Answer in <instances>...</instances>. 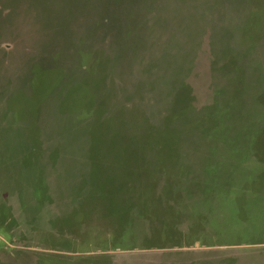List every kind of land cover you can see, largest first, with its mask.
I'll return each instance as SVG.
<instances>
[{"label": "rangeland", "instance_id": "374dc122", "mask_svg": "<svg viewBox=\"0 0 264 264\" xmlns=\"http://www.w3.org/2000/svg\"><path fill=\"white\" fill-rule=\"evenodd\" d=\"M264 264V0H0V264Z\"/></svg>", "mask_w": 264, "mask_h": 264}, {"label": "crops", "instance_id": "0c3cea01", "mask_svg": "<svg viewBox=\"0 0 264 264\" xmlns=\"http://www.w3.org/2000/svg\"><path fill=\"white\" fill-rule=\"evenodd\" d=\"M32 260L30 256L24 255L16 258L15 264H30Z\"/></svg>", "mask_w": 264, "mask_h": 264}, {"label": "trees", "instance_id": "16d2710c", "mask_svg": "<svg viewBox=\"0 0 264 264\" xmlns=\"http://www.w3.org/2000/svg\"><path fill=\"white\" fill-rule=\"evenodd\" d=\"M145 263H146V262H145ZM145 263H144V264H145ZM138 264H140V263H138ZM141 264H142V263H141ZM147 264H156V262H151V263H147Z\"/></svg>", "mask_w": 264, "mask_h": 264}]
</instances>
